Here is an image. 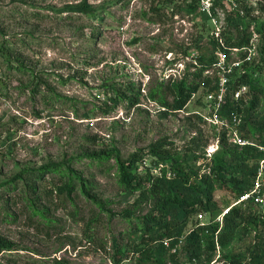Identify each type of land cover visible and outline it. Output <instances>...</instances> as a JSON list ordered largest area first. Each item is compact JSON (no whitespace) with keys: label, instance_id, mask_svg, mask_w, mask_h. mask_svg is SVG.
I'll return each instance as SVG.
<instances>
[{"label":"rangeland","instance_id":"obj_1","mask_svg":"<svg viewBox=\"0 0 264 264\" xmlns=\"http://www.w3.org/2000/svg\"><path fill=\"white\" fill-rule=\"evenodd\" d=\"M85 1L100 20L64 12ZM218 9L211 15L203 12L200 0H0V184L24 169L72 161L105 208L116 214L109 218L79 188L68 195L66 179L57 174L38 180L37 194L21 181L3 187L0 235L18 250L1 253L0 264H53L61 258L69 264H115L116 259L121 264H155L160 241L135 235L136 222L123 218L127 210L136 216L147 213L152 203L119 187L114 160L98 163L83 155L115 145L124 159L135 153L145 156L138 169L143 173L153 167L149 151L160 143L173 159L197 151L207 158L197 167L201 174L207 172L221 138L224 133L229 138L231 131V121L218 114L221 102L226 95L237 100V93H247V85L234 92L231 77L221 89L225 68L238 75L247 68L264 87V14L257 9L245 17L250 48L242 53L233 49L228 59L215 42L221 41L223 30L234 41L242 35L227 26L231 9L225 4L224 15ZM214 51L223 63L206 68L184 110L167 112L149 98L150 89L161 84L165 89L169 80L173 84L186 76L192 81L197 58ZM133 84L141 93L139 103L115 105L112 87ZM164 167L173 175L171 161ZM215 199L220 210L194 216L178 252L198 223L216 219L222 225L226 200L230 208L237 202L222 190ZM32 201L46 211L49 222L34 213ZM116 246L122 251L118 258ZM231 249L232 244L227 251ZM221 252L217 246L211 264H229ZM171 253L168 248L167 259ZM179 263L189 264L182 253Z\"/></svg>","mask_w":264,"mask_h":264},{"label":"trees","instance_id":"obj_2","mask_svg":"<svg viewBox=\"0 0 264 264\" xmlns=\"http://www.w3.org/2000/svg\"><path fill=\"white\" fill-rule=\"evenodd\" d=\"M216 5L224 8L220 1H216ZM257 9L264 14V0H258L256 4L241 3L239 8L226 14L227 26L242 35L240 40L234 41L231 32L223 30L221 41L215 42L216 49L224 53L228 59L233 49H239L242 53L245 48H250L252 34L248 33L250 25L245 21V17ZM64 12H80L99 20L102 17L86 1L80 5L69 6ZM260 50L264 61V44ZM218 59L216 51L209 56L200 55L192 81L186 76L173 84H169L172 81L169 80L165 89L164 84L150 89L149 98L167 112L184 110L198 92L203 82L204 71L206 68L216 66ZM262 69L264 67H261ZM228 77H231L230 84L235 89L234 92H237L238 87L247 85V93L240 94L237 100H232L230 95H226L218 114L230 121L233 115L238 114L241 117L239 128L241 136L250 141L255 138L258 143L239 146L230 142L227 133H224L219 142V150L211 157L206 173L201 174V167H197L199 160L207 159L205 156L192 150L191 154L184 158L173 159L160 143L153 145L149 151L154 168H146L143 173L138 169L140 163L145 161V156L135 153L124 159L120 149L115 145L83 155L98 163L114 160L119 187L125 192L140 193L152 203L153 207L147 213L136 216L134 212L127 210L123 218L136 222L135 235L147 234L150 239L160 241L156 249L155 264H180L181 253L187 257L189 264H211L217 254V246H220L221 253L229 264H264V210L251 203H247L244 208L243 206L230 208L232 203L227 200L224 206L230 210L224 215L222 225L216 219L210 223H198L195 229L185 235L181 252L177 250L171 253L168 259L164 254L168 248L173 250L177 247L194 216L214 214L220 210L215 199L218 190L229 192L234 202L250 191L259 162L264 158V151L257 147V145L264 147V113L259 114L264 98V87L247 68L241 75L232 73ZM111 91L114 94L112 100L115 105L124 101L130 105L139 103L141 93L135 89L134 84L125 87L118 85L112 87ZM210 92H214V89L210 88ZM169 161L173 173L171 176L167 175L164 167ZM157 168L159 172L155 173L154 169ZM48 174H57L60 178L66 179L63 187L68 195L71 196L75 188H79L81 193L103 209L109 218L116 216L105 208V203L93 192V184L72 167V161L50 162L36 169L21 170L10 181L1 183L0 189L15 186L21 181L28 184L29 189L37 194L39 188L37 181L44 180ZM30 179H35L36 182L31 183ZM32 203L34 213L49 222L45 215L46 211L35 206L33 201ZM166 239L169 241V247L165 244ZM230 244L232 249L227 251ZM115 248L118 258L122 251L118 246ZM15 250H18L17 245L0 235V254ZM139 252L142 250L139 249ZM121 263V259L115 260V264ZM53 264L69 263L61 258L56 259Z\"/></svg>","mask_w":264,"mask_h":264},{"label":"built area","instance_id":"obj_3","mask_svg":"<svg viewBox=\"0 0 264 264\" xmlns=\"http://www.w3.org/2000/svg\"><path fill=\"white\" fill-rule=\"evenodd\" d=\"M216 1H220L223 5H227L231 10L239 8L241 3H250V4H256L258 0H200V6L201 10L203 12H206L211 15L213 10L218 9L216 5ZM220 14L224 15V8L218 9ZM223 63V62H221ZM221 63L218 61L216 65L221 66ZM224 78L222 82L223 85L227 84L229 81L228 75L231 73V71L227 68H225ZM246 88L244 87V90ZM240 96V93H237V97ZM222 101V98H221ZM240 124H241V117L238 114H235L232 116L231 119V131L229 134V140L233 144L239 145V146H246V145H255L254 142L247 140L243 138L240 134ZM260 150L264 151L263 146L257 145ZM247 203H251L252 205L256 206L259 209L264 210V158L260 160L256 176L254 178V183L250 191H248L246 194L241 196V198L233 205H246ZM230 208L227 209L226 212H228ZM225 215V213H224ZM204 215H199V218H203ZM166 246H170L169 242H165ZM177 251V247L173 249V252Z\"/></svg>","mask_w":264,"mask_h":264}]
</instances>
